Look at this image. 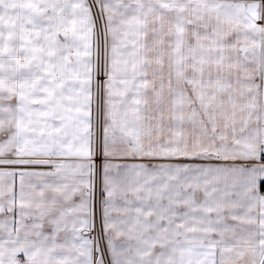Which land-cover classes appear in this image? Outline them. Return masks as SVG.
<instances>
[{
	"label": "snow or ice",
	"instance_id": "snow-or-ice-1",
	"mask_svg": "<svg viewBox=\"0 0 264 264\" xmlns=\"http://www.w3.org/2000/svg\"><path fill=\"white\" fill-rule=\"evenodd\" d=\"M0 264H264V0H0Z\"/></svg>",
	"mask_w": 264,
	"mask_h": 264
},
{
	"label": "crops",
	"instance_id": "crops-1",
	"mask_svg": "<svg viewBox=\"0 0 264 264\" xmlns=\"http://www.w3.org/2000/svg\"><path fill=\"white\" fill-rule=\"evenodd\" d=\"M0 167H2V166H0Z\"/></svg>",
	"mask_w": 264,
	"mask_h": 264
},
{
	"label": "rangeland",
	"instance_id": "rangeland-1",
	"mask_svg": "<svg viewBox=\"0 0 264 264\" xmlns=\"http://www.w3.org/2000/svg\"><path fill=\"white\" fill-rule=\"evenodd\" d=\"M3 167V166H2Z\"/></svg>",
	"mask_w": 264,
	"mask_h": 264
}]
</instances>
